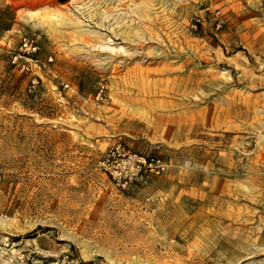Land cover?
Instances as JSON below:
<instances>
[{"label":"rangeland","instance_id":"obj_1","mask_svg":"<svg viewBox=\"0 0 264 264\" xmlns=\"http://www.w3.org/2000/svg\"><path fill=\"white\" fill-rule=\"evenodd\" d=\"M259 152L264 0H0V264H264Z\"/></svg>","mask_w":264,"mask_h":264},{"label":"built area","instance_id":"obj_2","mask_svg":"<svg viewBox=\"0 0 264 264\" xmlns=\"http://www.w3.org/2000/svg\"><path fill=\"white\" fill-rule=\"evenodd\" d=\"M219 12L215 13V28H220L217 19ZM194 23H199L195 18ZM20 51L25 54L33 53L36 47L28 37L20 40ZM19 56H13L12 63L20 66L21 70H27L28 66L19 62ZM99 165L111 180L112 184L120 190H128L137 186L148 184L151 178L162 169V164L150 153H134L125 150L120 144L111 148L99 161Z\"/></svg>","mask_w":264,"mask_h":264},{"label":"bare ground","instance_id":"obj_3","mask_svg":"<svg viewBox=\"0 0 264 264\" xmlns=\"http://www.w3.org/2000/svg\"><path fill=\"white\" fill-rule=\"evenodd\" d=\"M46 23H47V26H48L49 29H51V30L56 29V24H55L54 21L47 20ZM44 26H45V25H44ZM259 153H260V152H259ZM258 155L260 156L261 159H264V154H261V153H260V154H258Z\"/></svg>","mask_w":264,"mask_h":264}]
</instances>
